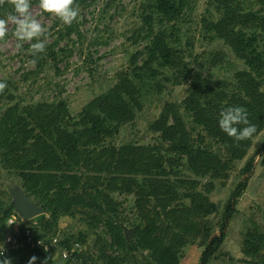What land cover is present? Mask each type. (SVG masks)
I'll return each mask as SVG.
<instances>
[{
    "label": "rangeland",
    "instance_id": "obj_1",
    "mask_svg": "<svg viewBox=\"0 0 264 264\" xmlns=\"http://www.w3.org/2000/svg\"><path fill=\"white\" fill-rule=\"evenodd\" d=\"M143 1L138 0L137 4L134 0H94L89 4L77 20L78 27L87 38L83 50L77 47L75 34L71 39L57 41L56 31L59 28L64 30V24L56 29V18L45 17L41 9L34 6L30 9L32 15L47 29L45 52L48 58L39 60L40 65L32 62L35 58H30L28 51L30 44L37 41L25 42L21 49H17L18 41L13 35L15 25L9 23L6 37L0 41V82L7 84L4 92L0 93V120L8 116L7 125L0 126V129H16L15 124L23 121L22 124L32 130L35 120L44 118L54 124V129L65 127L69 133L81 131L85 128L83 113L96 117L111 106L120 105L122 116L128 123L120 127L114 124L100 145L93 144L94 139L89 137H80L78 144L81 153L85 152L96 157V162L100 160L106 164L113 158L112 149L123 155V148L132 150L131 156L136 159L135 170L110 176L109 173L114 171H106L101 179L107 181L99 186V190L105 192L117 208V215L106 203V198H98L95 194L94 203L87 205L86 197V200L74 204L71 215L60 213L59 219L53 220L57 226L55 236L61 241L75 243L81 234L84 235V250L89 264H105L101 258L104 253L123 264H166L164 251L175 258L176 264H199L210 238L219 233L221 211L243 178L242 170L264 145V128L247 139L246 151L237 152L241 143L236 148H228L220 137L210 134L205 125L196 122L194 113L186 110V105L190 103L193 110H201L204 116L215 121L216 126L220 111L229 106L245 107L249 119L257 110V103L250 100L243 103L241 98L246 99L244 86L249 79L254 80L257 90L264 94V58H260L261 69L256 73L226 39L202 40L200 19L210 0H194L195 22L185 25L183 32L190 30L197 38L194 54L200 58H184L179 69L161 68L154 63L152 66L161 74L160 81H165V78L171 80L158 94L152 95L146 90L138 93L140 86L136 76L144 75L147 58L141 52L148 44L139 33L142 20L138 6ZM260 9L261 5L256 0H243L240 12L244 14ZM159 28L157 25L156 30ZM241 28L242 24L235 27V32ZM244 31L250 33L248 28ZM252 32L260 35L256 48L264 55V31ZM95 39H99L98 45L88 42ZM49 48L56 50L59 58L50 59ZM67 49L72 53L64 52ZM182 74H188V78L184 79ZM196 77H199V82L193 80ZM192 98L194 101L190 102ZM135 99H141L142 103H134ZM255 114L262 116L264 125V111L257 110ZM175 117L181 118V126L174 129L175 134L172 132L169 138L177 141L165 140L160 133L150 129L158 120L166 126H174ZM105 126L108 129V125ZM185 137L207 152L206 170L194 172L188 156L174 150L173 144ZM224 138L234 143V138L227 134ZM39 140L37 137L30 140L33 149L31 147L28 152V158L41 152L44 140ZM103 149L109 150L99 158L98 153ZM82 173L88 175L85 168ZM0 174L8 175L4 164H0ZM11 184L20 183L13 176L5 185L0 182L7 190ZM66 187L69 189L71 185ZM88 191L94 195L89 186L84 188L80 185L68 196H82ZM7 197L6 194L1 198L7 200ZM212 204L220 213H206ZM47 216V220H52L51 212ZM24 224L36 231L41 227L38 221ZM130 232L132 236L128 240ZM116 236L128 242L134 241L135 245L127 242L120 247L116 244ZM253 246L258 248L255 255L248 253L249 247ZM263 255L264 152L257 158L249 187L229 221L220 258L210 264H263ZM30 259L25 255L16 257L12 264H28ZM34 264L42 263L35 261Z\"/></svg>",
    "mask_w": 264,
    "mask_h": 264
},
{
    "label": "trees",
    "instance_id": "obj_2",
    "mask_svg": "<svg viewBox=\"0 0 264 264\" xmlns=\"http://www.w3.org/2000/svg\"><path fill=\"white\" fill-rule=\"evenodd\" d=\"M134 1L137 3L138 0ZM242 1L243 0H210L203 17L200 19L201 29L199 32L202 40H207L209 42H214L218 38L226 39L227 43L237 51L239 57L246 59L248 66L258 73L261 69L260 58H264V55L260 54L256 48L260 35H257L256 32H252L253 34H251V31H257L258 29L264 31V0H256L261 5L260 10H252L244 14L240 12ZM93 2L94 0H75L74 6H79L78 10L80 14ZM30 4L31 8L34 6L39 7L38 0H30ZM193 4H195L194 0H144L139 4L138 7L139 10H141L140 19L142 20V28L139 33L144 36L148 44L141 52L144 58H147L144 63V75L136 76V78L139 79L140 86L138 88V93L146 90L152 95L158 94L159 91L165 87L167 81L171 80L170 78H165V81H160L161 78L159 76L161 74L158 69L152 66L154 63H158L161 68L171 67L179 69L181 68L184 58H200L194 54L197 38L191 34L190 30L183 32V27L185 25L195 22L193 18L195 7ZM12 11V6L5 3L2 9L0 7V18H6L7 14ZM42 13L47 18H56V29L59 28V25L63 24L53 14L43 11ZM78 18L79 17H77L70 26L64 24V30L59 28L56 31V35L57 41L58 39L62 41L66 38L71 39L75 34L77 36V47L83 50L87 38L78 27ZM241 24L243 28L235 32V27ZM157 25L160 26L158 30H156ZM247 28L250 33L244 31V29ZM88 42L95 45L100 43L99 39L93 41L88 40ZM49 49L50 59L56 60V58H59L56 50L52 48ZM64 52L72 53V50L67 49ZM30 58H35L37 64L40 65L41 63L39 60L43 61L48 57L44 51L36 57L31 55ZM125 74V76L128 75L126 72ZM182 76L184 79L188 78V74H182ZM193 80L195 82L197 80L198 82L200 81L199 77ZM257 87L258 85H256L255 81L249 79L244 86L246 99L241 98V101L243 103H247L246 100L254 101L257 103L256 109L258 111H264V94L260 93ZM132 98H135V96H132ZM193 101L192 98L190 102ZM133 102L139 104L142 103V100L135 99ZM124 103H126V101H124ZM42 106H40V108H42ZM186 107V110L194 113L193 117L199 125H205L209 133L220 137L228 148H236V146L241 143L237 152L246 151V149H248L246 144V142L248 143L247 139L238 143L235 140L234 143L227 142L224 138L226 134L219 128V125H215V121L212 118L204 116L201 110H193L190 103H187ZM257 110H254L253 116L249 118L250 123L256 126L257 131L255 134L260 133L264 128L261 120L262 116L260 114H255ZM122 115V107L120 105L111 106L109 109L100 112L96 117H93L90 113H83L81 116L85 128L81 131L76 130L70 133L65 127L61 128V130L54 129V124L44 118H37L35 120V128L32 130L25 127L24 124H22L23 121L15 124V126H17L16 129L4 131L0 129V164H4L8 172V175L2 176V174H0V182L5 185V182L13 176V179L19 180V186L29 195L33 202L38 201L47 211V214L51 212L50 219L52 218V220H47V214L31 220V222H40L41 227L37 231L23 224L24 228L28 227L31 230L36 239L49 240L53 237H57L55 236L57 226L54 221L59 219V214L64 213L71 215L74 204L86 200V197L88 198V200H86L87 205L92 202L94 203L97 196L98 198H106V203L109 204L112 212L117 215V208L111 204V199L108 195L102 190H99V186L107 181L101 179L102 174L106 171H114L113 173H109L110 176L119 173H130L135 170L136 159L131 156L132 150L129 147L123 148V155L116 149H112L113 158L106 164L100 160L96 162V157L93 158V156L86 155L85 152L81 153L78 144L80 143V137H89L94 139L93 144L100 145L101 141L107 138L114 124L120 127L124 125V123H128V120L124 119ZM7 118L8 116L0 120V126L7 125ZM179 119L181 118H174V126H166V123H163L162 120H158L157 123L150 126V129L160 133L165 140L170 139L169 135L173 130L181 126ZM105 125H108V129ZM8 133H10V136H14L10 137ZM173 134L175 133L173 132ZM21 136L23 137L20 139ZM36 137L40 138L39 141L44 140V146L41 152L32 155V158H28V152L32 147L30 140ZM186 139V137L182 138L178 143L173 144L174 150H179L182 154L188 156L189 165L194 172L200 173L198 171L206 170V161L208 160H205V156H207L208 159L207 152L198 147L196 143ZM203 140L202 138L201 142H203ZM170 141L174 142L177 140L170 139ZM108 150L109 149L101 150L98 153L100 154L99 158ZM263 152L264 145L249 159L245 168L242 170L241 174L243 178L240 180L230 199L221 211V219L218 224L219 233L210 238L208 245L202 253L199 264H210L213 260L220 258V249L227 239L229 221L234 215L236 205L240 198L249 187L250 178L254 173L257 158L262 155ZM243 153L244 152H242V154ZM237 156L238 154L235 155V157ZM156 167H159V165H156ZM83 168L88 171V175L82 173ZM96 176L97 178H95ZM93 182L96 184H93ZM68 184L71 185L69 189L66 187ZM4 185H0V223H3L0 230V242L5 238L10 218L17 216L19 222L23 221L16 213V208L12 205L13 197L10 188L9 190L4 189ZM80 185H83L84 188L85 186H89L90 189L93 190L94 195L92 192L88 191V193L82 196L74 195L69 197L68 193L70 191L74 193ZM6 194L9 196L7 197L8 199L2 200L1 197H6ZM95 194H97V196ZM68 197L69 201L66 203ZM209 212L216 214L220 213L218 207L214 204L207 208L206 213ZM211 228H213V226H210V229ZM21 233L24 237V229ZM115 241L120 247L125 246L128 242L118 236L115 237ZM85 242L86 237L81 234L78 238V242L72 243L71 241L62 240L60 242V247L72 249L74 246L79 245V251L76 254L77 257L85 264H89L87 260L88 256L84 250ZM128 243L132 246L135 245L134 241ZM257 250L258 248L255 246L249 247L248 253L250 252L251 255H255L258 253ZM24 253L25 256H30V258L35 256L37 258L35 261H39L40 263H42L46 257H49L48 264H56L57 262V260H55V249L51 252H45L44 250H25ZM20 256H24L22 252L15 253L13 251L6 255V257L11 258V260ZM101 258L105 264H123L122 261H118L115 257L107 256L105 253ZM0 259H3V257H0ZM163 261L166 264H176L175 258H172L168 251H164ZM262 263L264 264V255Z\"/></svg>",
    "mask_w": 264,
    "mask_h": 264
},
{
    "label": "clouds",
    "instance_id": "obj_3",
    "mask_svg": "<svg viewBox=\"0 0 264 264\" xmlns=\"http://www.w3.org/2000/svg\"><path fill=\"white\" fill-rule=\"evenodd\" d=\"M5 3L11 5L13 11L9 12L6 18H0V41L6 37L8 25L11 23L15 25L13 35L18 41L15 45L17 49H21L25 42L36 40L37 42L30 44L28 51L33 57L43 53L47 44V29L32 15L30 0H0V7ZM74 4L75 0H38L39 8L43 12L53 14L63 24L69 26L79 15V6ZM5 88L7 84L0 82V93H3ZM218 125L224 133L237 142L251 138L257 131L256 126L250 123L247 109L243 106H229L222 109L219 113ZM238 125H244V127L238 128ZM0 257H3L0 259V264H12L11 258L4 256L3 252H0ZM36 259L33 256L28 264H34ZM64 259H68L67 254ZM48 260L49 257H46L42 264H48Z\"/></svg>",
    "mask_w": 264,
    "mask_h": 264
},
{
    "label": "built area",
    "instance_id": "obj_4",
    "mask_svg": "<svg viewBox=\"0 0 264 264\" xmlns=\"http://www.w3.org/2000/svg\"><path fill=\"white\" fill-rule=\"evenodd\" d=\"M24 223L25 221L19 222L17 216L9 219L5 238L0 242V252H3L4 256L11 251L15 253L22 252L25 255V250H44L45 252H51L55 249V260L62 264H85L76 255L79 251V245L74 246L72 249H66L60 247L61 240L58 237H53L49 240L36 239L28 227L24 228ZM23 229L25 231L24 237L21 233ZM65 254L68 257L67 260L64 259Z\"/></svg>",
    "mask_w": 264,
    "mask_h": 264
},
{
    "label": "water",
    "instance_id": "obj_5",
    "mask_svg": "<svg viewBox=\"0 0 264 264\" xmlns=\"http://www.w3.org/2000/svg\"><path fill=\"white\" fill-rule=\"evenodd\" d=\"M10 192L13 197L12 205L16 208V213L25 222H29L39 216L47 214L40 203L33 202L29 195L17 184H11ZM132 232L128 233V240H131Z\"/></svg>",
    "mask_w": 264,
    "mask_h": 264
}]
</instances>
